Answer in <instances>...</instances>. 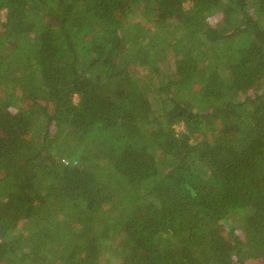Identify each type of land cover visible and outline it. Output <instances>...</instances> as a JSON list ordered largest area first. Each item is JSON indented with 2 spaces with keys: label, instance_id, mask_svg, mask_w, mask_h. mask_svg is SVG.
<instances>
[{
  "label": "trees",
  "instance_id": "trees-1",
  "mask_svg": "<svg viewBox=\"0 0 264 264\" xmlns=\"http://www.w3.org/2000/svg\"><path fill=\"white\" fill-rule=\"evenodd\" d=\"M0 27V264H264V0H0Z\"/></svg>",
  "mask_w": 264,
  "mask_h": 264
},
{
  "label": "rangeland",
  "instance_id": "rangeland-1",
  "mask_svg": "<svg viewBox=\"0 0 264 264\" xmlns=\"http://www.w3.org/2000/svg\"><path fill=\"white\" fill-rule=\"evenodd\" d=\"M1 18H2V20L3 21H5V12H2V14H1ZM0 31H1V27H0ZM170 43H172V42H170ZM164 71V70H163ZM76 100V99H75ZM67 144H69L68 143V141H64V145H67ZM79 147V144L77 145V147H75L76 149ZM250 264H260L259 262L258 263H250Z\"/></svg>",
  "mask_w": 264,
  "mask_h": 264
},
{
  "label": "built area",
  "instance_id": "built-area-1",
  "mask_svg": "<svg viewBox=\"0 0 264 264\" xmlns=\"http://www.w3.org/2000/svg\"><path fill=\"white\" fill-rule=\"evenodd\" d=\"M66 165L68 164V163H66V162H64Z\"/></svg>",
  "mask_w": 264,
  "mask_h": 264
}]
</instances>
